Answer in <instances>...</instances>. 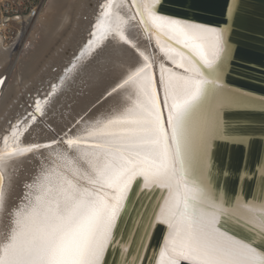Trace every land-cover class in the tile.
<instances>
[{
	"label": "bare ground",
	"instance_id": "1",
	"mask_svg": "<svg viewBox=\"0 0 264 264\" xmlns=\"http://www.w3.org/2000/svg\"><path fill=\"white\" fill-rule=\"evenodd\" d=\"M156 1L47 0L30 46L19 38L6 44L0 34V264H48L53 240L61 253L70 252L84 209L112 203L121 182L138 177L139 170L151 177L143 187L161 185L152 191V200L159 201L142 227L158 211L157 219L169 226L157 264H178L183 256L198 264H262L264 255L242 248L244 243L253 249L219 226L225 216L251 220L254 229L264 225V201L225 207L204 175L218 109L228 101L218 92L209 95L216 99L213 120L204 127L209 105L200 99L214 73L205 76L189 53L150 26L208 65L222 53V32L159 15L152 9ZM16 48L23 70L20 78L13 73L9 79L5 70ZM74 54L79 56L72 65ZM155 87L167 119L179 118L172 135L182 170L172 165L171 147L159 128ZM193 135L200 138L198 156ZM213 216L217 222L209 224Z\"/></svg>",
	"mask_w": 264,
	"mask_h": 264
},
{
	"label": "water",
	"instance_id": "2",
	"mask_svg": "<svg viewBox=\"0 0 264 264\" xmlns=\"http://www.w3.org/2000/svg\"><path fill=\"white\" fill-rule=\"evenodd\" d=\"M133 4L137 9V4ZM152 9L162 16L214 27L222 32V53L214 64L208 65L179 43L171 40L156 26L152 24L150 26L165 42L171 41L189 53L205 76L214 73L209 84L205 85L203 99H200L204 106L209 105L208 109L206 108L209 113L203 119L204 127L207 126L208 121L213 120L210 112L216 99L211 96L218 92L221 100L223 97L228 101L227 104L224 103L225 106L218 109V125L211 131V133L215 132V136L209 148L206 147L208 160L204 175L213 193L222 199L221 202L225 207H234L237 201L244 204L262 203L264 201V0H157ZM155 89L159 128L163 140L171 147L172 165L177 170H182L183 166L178 167L172 135L173 128L178 126L179 118L174 117L171 121L167 119L164 103L162 104L158 89L156 87ZM212 92L213 94L209 96ZM34 113L38 112L34 111ZM189 120L185 119V122ZM206 130L208 129L204 128V131ZM200 131H198L199 136L202 133ZM193 139L197 138L193 135L191 140ZM199 141L198 137L194 147H191L195 156ZM187 163L190 164L189 161ZM195 168L194 174L198 170ZM2 182L0 175V192ZM156 185L143 187V179L139 176L133 181L126 196L127 214L118 222L114 233L118 242L105 253L104 264H157L164 247L168 222L153 223L152 219L150 224L148 223L151 227L149 225L147 228L142 227L144 216L147 215L149 220L152 209L159 201V196L154 200L151 197L153 190H161V185ZM158 195L161 193L159 192ZM158 212L154 217L157 218ZM239 221L225 216L221 219L219 227L223 232L249 243L253 249L264 255V237H261L260 233L247 222ZM178 264L198 263L182 259Z\"/></svg>",
	"mask_w": 264,
	"mask_h": 264
},
{
	"label": "snow or ice",
	"instance_id": "3",
	"mask_svg": "<svg viewBox=\"0 0 264 264\" xmlns=\"http://www.w3.org/2000/svg\"><path fill=\"white\" fill-rule=\"evenodd\" d=\"M36 106L39 108V101L36 102ZM67 143L70 145L73 141L69 140ZM24 151H30V149H25ZM138 175L145 182L151 179L149 174L144 170H139ZM136 178V175H129L121 182L116 189L117 195L114 197L112 203L94 205L84 209L78 221V223L83 225L82 231L79 234L74 248L70 252L61 253L58 243L55 240L51 241L47 249V255L49 257L48 264H104L105 253L111 249L112 245L118 242L114 234L118 222L127 214L125 190L130 189L129 181L135 180ZM156 186L160 185L158 184ZM164 186L166 187L167 185ZM199 197L201 199L206 198L202 191L199 193ZM184 211H188L187 204H185ZM215 222L217 221L213 216L209 224ZM239 222L242 223L243 220L241 219ZM153 223H167V221L157 220L156 217H153ZM248 224L252 226V221L249 220ZM202 227L201 217L197 216L195 219L196 231H199ZM255 231H258L261 237H264V225L256 227ZM241 247L249 251H255L244 243H241ZM124 250L126 252L127 248L125 247ZM183 258L189 259V256H183ZM137 260H139V257H137ZM261 261L264 264V257H261ZM209 264H215V262L210 261Z\"/></svg>",
	"mask_w": 264,
	"mask_h": 264
},
{
	"label": "rangeland",
	"instance_id": "4",
	"mask_svg": "<svg viewBox=\"0 0 264 264\" xmlns=\"http://www.w3.org/2000/svg\"><path fill=\"white\" fill-rule=\"evenodd\" d=\"M36 5H39L40 10L41 7L46 3L47 0H35ZM40 10L38 12V14H36L33 18L29 19L28 21L22 22V23H18V22H11L10 25L7 26H2L0 27V34L3 36L4 41L6 42V44L13 42V40L19 38V43L21 44L23 41H25L27 39V45L29 43L32 42V32H33V27H35V21L37 20L39 14H40ZM59 40V39H58ZM57 39L53 40V42H50L51 47L55 44V42L57 41ZM30 46V45H28ZM17 49V48H16ZM13 50L12 54H11V59H10V63L8 64V68H10V65L13 63H16L17 65L14 66L11 74L8 73L9 69L6 68L5 71H7V73L5 74V76H7V78L12 79L13 75L16 74V78L18 76V78H20V74L22 73L23 70V65H21L20 63H18V58L20 57V50L19 48L17 50ZM27 49V48H26ZM67 55V54H66ZM79 55L78 54H74V56L72 57V62L73 60H75L74 58H77ZM74 64V62L72 63V65ZM51 65V64H50ZM54 65V64H53ZM49 66V68L53 69L55 66ZM71 65V66H72ZM45 68V67H44ZM54 70V69H53ZM14 73V74H13ZM18 82H20V80L18 79ZM106 98L107 95L105 94L101 100H103V98ZM26 98V97H25ZM100 100V102H101ZM25 103L27 104V106H31V102L30 101H25ZM16 116V115H15ZM38 117H41V115L39 114ZM42 118V117H41ZM21 119H25V118H21ZM51 126V125H48ZM51 128L53 129V127L51 126ZM21 203V202H20Z\"/></svg>",
	"mask_w": 264,
	"mask_h": 264
},
{
	"label": "built area",
	"instance_id": "5",
	"mask_svg": "<svg viewBox=\"0 0 264 264\" xmlns=\"http://www.w3.org/2000/svg\"><path fill=\"white\" fill-rule=\"evenodd\" d=\"M35 2V0H0V27L10 25L13 21L22 23L25 18H33L40 10Z\"/></svg>",
	"mask_w": 264,
	"mask_h": 264
}]
</instances>
